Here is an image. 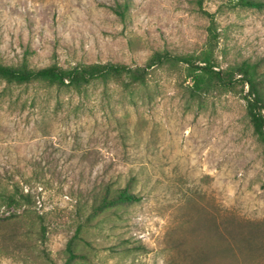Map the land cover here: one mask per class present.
<instances>
[{
    "label": "rangeland",
    "instance_id": "rangeland-1",
    "mask_svg": "<svg viewBox=\"0 0 264 264\" xmlns=\"http://www.w3.org/2000/svg\"><path fill=\"white\" fill-rule=\"evenodd\" d=\"M198 1L0 0V63L143 67L155 51L199 53L209 13L216 65L264 69V0ZM184 80L164 67L79 92L0 80V184L30 197L0 208V264H264V154L245 101L197 102ZM128 182L137 200L92 213L103 186Z\"/></svg>",
    "mask_w": 264,
    "mask_h": 264
},
{
    "label": "trees",
    "instance_id": "trees-1",
    "mask_svg": "<svg viewBox=\"0 0 264 264\" xmlns=\"http://www.w3.org/2000/svg\"><path fill=\"white\" fill-rule=\"evenodd\" d=\"M200 1V0H199ZM198 1V2H199ZM239 4L261 8L258 0H237ZM200 3V2H199ZM117 4L113 10L120 19L124 18V9ZM124 8V9H123ZM209 25L204 48L197 54L172 55L168 51H155L143 67L130 68L125 64L92 63L78 64L64 68L56 62L41 68H33L23 60L17 66L0 63V80L6 83L30 84L41 82L48 87L68 88L81 91L93 81L107 83L120 80L124 88L135 84H144L155 67H164L182 73L187 83L186 90L190 97L201 102L206 96L221 92L240 95L245 101V113L252 126L253 134L261 142L264 154V69L260 61L243 60L221 69L216 65L215 52L218 47V32L214 24V15L207 13ZM246 87V89H245ZM99 198H94L92 213L114 202L135 201L138 199L131 190V183L123 187L103 186ZM99 202L97 203L96 201ZM30 205V197L22 192L17 184H0V208L17 211ZM41 217V216H39ZM40 236H44V225L40 224ZM80 227L76 228L74 238ZM73 239L66 244L67 261L76 257Z\"/></svg>",
    "mask_w": 264,
    "mask_h": 264
}]
</instances>
